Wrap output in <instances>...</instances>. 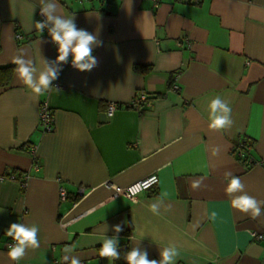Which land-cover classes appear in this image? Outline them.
<instances>
[{
  "label": "crops",
  "instance_id": "0c3cea01",
  "mask_svg": "<svg viewBox=\"0 0 264 264\" xmlns=\"http://www.w3.org/2000/svg\"><path fill=\"white\" fill-rule=\"evenodd\" d=\"M56 2L78 30L98 34V64L62 69L60 87L40 96L16 71L0 87V264H17L6 231L18 222L38 225L40 241L19 264H70L73 256L81 264H127L122 255L135 246L159 260L171 244L180 251L175 264H264V239L252 237L264 235V206L257 219L234 209L224 176L231 171L248 195L264 200V0ZM40 7L41 0H0V67L21 55L36 68L34 79L58 55L35 28L46 20ZM141 92L151 106L128 108ZM217 95L232 108L233 123L222 130L209 127ZM109 102L120 105L113 117ZM42 103L53 112L52 133L40 123ZM243 140L253 144L251 163L234 154ZM153 174L159 186L135 200L106 186ZM117 235L120 259L100 257L104 237Z\"/></svg>",
  "mask_w": 264,
  "mask_h": 264
},
{
  "label": "clouds",
  "instance_id": "9594fccd",
  "mask_svg": "<svg viewBox=\"0 0 264 264\" xmlns=\"http://www.w3.org/2000/svg\"><path fill=\"white\" fill-rule=\"evenodd\" d=\"M131 4V0H128ZM40 14L46 18L43 22H35V28L42 32L47 24H51L48 29L51 41L57 46L58 55L54 64L56 67L48 66L45 71L39 73L38 79H34L36 68L32 67L31 60H25L21 55L13 57L12 63L16 65L15 71L24 85H26L31 92L40 96L49 92L52 88V81L58 78L60 65L68 61L71 54L72 66L81 71H91L97 66L98 61L93 55V46L102 44L98 41V34H90L85 29H77L74 23L73 16L65 17L60 13V5L56 0H50L49 3L44 4L41 0ZM23 49L19 50L23 53ZM45 64H48L45 61ZM59 91V89H56ZM210 109V124L209 127L215 130H222L230 127L233 123L231 119L232 108L228 103H225L219 95L211 100L209 104ZM226 184V193L232 197L231 206L239 212L250 215L252 219H257L262 215V206L264 200H258L253 196L248 195L244 189L245 184L239 176L234 175L231 171L224 173ZM156 181V177H152L147 181L142 182L143 187L147 189L152 183ZM202 180L193 181V188H198ZM235 193H243L241 195H233ZM168 196L167 192L162 193V198ZM136 201H133L135 203ZM150 211L153 214L159 215L158 204L153 203L150 206ZM215 216V212L212 213ZM117 234L123 228L121 225H115L113 229ZM39 226L26 225L23 223H12L6 231V235L11 237L15 242L8 246V257L19 264V261L26 255L28 248L36 249L40 247L39 241ZM119 237L112 238L104 237L99 248V255L102 258H107L111 261L120 259V252L118 251ZM68 248L65 249L67 251ZM180 251L175 244L163 247L160 251V259H148L146 250L141 249L139 246L132 247L128 251L124 259L127 264H175ZM64 261H68V256H64ZM70 264H81L79 258L73 256Z\"/></svg>",
  "mask_w": 264,
  "mask_h": 264
},
{
  "label": "built area",
  "instance_id": "2783aa9c",
  "mask_svg": "<svg viewBox=\"0 0 264 264\" xmlns=\"http://www.w3.org/2000/svg\"><path fill=\"white\" fill-rule=\"evenodd\" d=\"M84 1H90V0H84ZM151 1L154 2V4L156 6L159 5L162 2V0H151ZM175 1L180 2V3L196 4L197 5V4H200L201 2H203L204 0H175ZM43 21H45V20H42L41 22H43ZM50 27H51V25L47 24L42 32H45L46 35L51 39V37L49 35V31H48V29ZM17 38L18 39H22V35L18 34ZM186 42H187L188 45H190L189 41H186ZM54 46L57 47L55 44H54ZM55 61H56V58L52 61V67H56V65L54 64ZM68 66L74 68L70 61H67L66 63H64V64L59 66L60 67V71H59V74H58V78H59V75H60V72L62 71V69L66 68ZM58 78L56 80L52 81L53 87H60ZM173 89L176 90V91H179V87L176 86V85L173 86ZM107 105H108L107 106L108 109H107L106 115L108 117H113L115 115L116 111L118 110V108L120 107V105H118L117 103H114V102H109ZM150 106H151L150 96L148 94H146V93H143V92L139 93L127 105L128 108L134 109L136 111H140V110H142V108L150 107ZM40 123H41V125L43 127V130L45 132H48V133L54 132V130H55V127H54V115H53L52 110L50 109V107L46 103H42V105H41V109H40ZM233 150H234V152L237 151L236 154H235L237 157L243 158L244 157L245 144L244 143H241L239 145L236 144V145H234V149ZM249 163H251V160H249ZM152 177H156V181L154 183H152L150 187L145 189L143 187V183L142 182L147 181V180H149ZM159 183H160L159 176L157 174H153V175H150V176H148V177H146L144 179H141L139 181H136V182L131 183V184L126 185V186H116V185H112L110 183H107L106 186L111 188V189H113L116 195H123V196L128 197L129 199L135 200L142 193H145V192H148V191H150V190H152L154 188H157L159 186ZM59 196H60V199L62 201L67 200L68 193L66 192L65 188H63V187L60 188ZM252 237L256 241H262L264 239V235L258 234V233H252Z\"/></svg>",
  "mask_w": 264,
  "mask_h": 264
},
{
  "label": "trees",
  "instance_id": "16d2710c",
  "mask_svg": "<svg viewBox=\"0 0 264 264\" xmlns=\"http://www.w3.org/2000/svg\"><path fill=\"white\" fill-rule=\"evenodd\" d=\"M15 68H16L15 65L0 67V87L2 89H7L10 86L11 81H12V77L15 73ZM135 68L138 72H141L143 74H147L151 70L150 67L140 66V65H137ZM241 143L245 144L244 157L243 158L237 157V158L241 161H245V162L247 161L248 162L249 157H250V151L252 149L253 144H251L249 141L243 140V141L239 142L238 145ZM236 152H234V154H236ZM125 251H127V247H126ZM123 255H122V257H124Z\"/></svg>",
  "mask_w": 264,
  "mask_h": 264
}]
</instances>
